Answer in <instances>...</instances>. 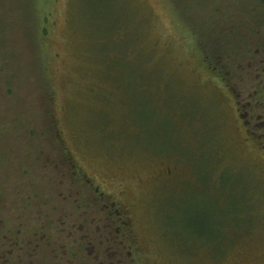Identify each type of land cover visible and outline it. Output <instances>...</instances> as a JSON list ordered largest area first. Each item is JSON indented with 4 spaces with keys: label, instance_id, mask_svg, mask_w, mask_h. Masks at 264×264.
<instances>
[{
    "label": "rangeland",
    "instance_id": "374dc122",
    "mask_svg": "<svg viewBox=\"0 0 264 264\" xmlns=\"http://www.w3.org/2000/svg\"><path fill=\"white\" fill-rule=\"evenodd\" d=\"M261 86L264 0H0V220L64 260L98 188L144 264H264Z\"/></svg>",
    "mask_w": 264,
    "mask_h": 264
},
{
    "label": "flooded vegetation",
    "instance_id": "af4514ba",
    "mask_svg": "<svg viewBox=\"0 0 264 264\" xmlns=\"http://www.w3.org/2000/svg\"><path fill=\"white\" fill-rule=\"evenodd\" d=\"M95 191L100 195V200H107L105 202V207L107 209H104L102 220H105L106 223L112 224V217L110 216L109 211L112 210V208L118 207L120 209L118 211L124 215L129 230L131 231L128 216L122 208L116 206L115 202L105 199L108 198V196L104 197V192H98V188L95 189ZM40 212H43V210L41 209ZM80 221L81 222L77 227L75 223L70 226L69 233L72 231L76 232L77 230H85L84 238L86 239V242L81 244L82 238H80V242H78L77 239L76 245V240L72 239L71 244L66 251L67 257L62 260L58 258L57 254L51 253V256L46 258L44 252H38V248L41 246H39V236L41 235L39 224L33 225V227H29L28 224L21 225V230L16 225H10L9 221L6 218H3L0 220V264H119L123 259H120L119 256L107 259L95 256L94 247H96V244L103 246V240L95 237L92 230H88L85 227V225L89 226L88 221L85 222L83 219ZM73 237H75V234ZM130 241L131 243H129V245H132V247L129 246V250L133 255V260L136 261L137 264H144L135 251L134 236ZM117 242V240H113L114 248L118 249ZM46 245L48 246V244ZM225 250L221 255L215 257L219 258L220 256H224L226 252ZM51 252H55V250ZM114 253H116L115 250Z\"/></svg>",
    "mask_w": 264,
    "mask_h": 264
},
{
    "label": "trees",
    "instance_id": "16d2710c",
    "mask_svg": "<svg viewBox=\"0 0 264 264\" xmlns=\"http://www.w3.org/2000/svg\"><path fill=\"white\" fill-rule=\"evenodd\" d=\"M212 70L215 71V68L212 67ZM229 81H230V79L227 80V78H226L225 84L228 87H230L231 89H235V87L233 86V83H230ZM259 91H261V93L263 94V97L261 96L262 99L260 98L255 105H257L258 109L261 108L258 112L259 116H257V121L259 120V121H261V123H259L257 125L259 133L253 132L252 134L255 136L258 135L256 137H258V139L261 140L262 138H264V86L259 87V90L255 94H258ZM236 96H237L236 101L239 102V98H240L239 93L236 94ZM252 96H254V94L250 95V97H252ZM243 102H246V100H243ZM237 108L239 110L240 115L243 117V119L246 120V117L244 114L245 111L242 110L244 107L240 106ZM252 109H253V107H252ZM118 210H120V209L118 207H115L109 211V214L112 217L111 222L113 225V229H110V230L106 229L105 235L107 236V239H103V246H99V244L98 245L96 244V247H94L95 256L101 257L102 259L103 258H105V259L116 258V256H119L120 259L123 258L122 261L119 262V264H137L136 261L133 260V255L129 250L130 249L129 243H131L130 240L133 239V234L129 230V226H128V223H127L124 215L122 213H120V211H118ZM113 240L118 241L117 242L118 249L114 248ZM130 247H132V245ZM114 250L116 251V253H114Z\"/></svg>",
    "mask_w": 264,
    "mask_h": 264
}]
</instances>
